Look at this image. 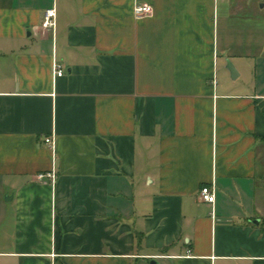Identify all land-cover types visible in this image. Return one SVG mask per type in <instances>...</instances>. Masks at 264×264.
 Wrapping results in <instances>:
<instances>
[{
	"label": "crops",
	"instance_id": "crops-1",
	"mask_svg": "<svg viewBox=\"0 0 264 264\" xmlns=\"http://www.w3.org/2000/svg\"><path fill=\"white\" fill-rule=\"evenodd\" d=\"M244 5L0 0V264H264V44Z\"/></svg>",
	"mask_w": 264,
	"mask_h": 264
},
{
	"label": "built area",
	"instance_id": "built-area-1",
	"mask_svg": "<svg viewBox=\"0 0 264 264\" xmlns=\"http://www.w3.org/2000/svg\"><path fill=\"white\" fill-rule=\"evenodd\" d=\"M133 12L137 18L149 16L153 13V6L149 2L138 1L134 5ZM56 24V9L55 7L48 8L44 13L43 26L46 29H55ZM53 66L57 76H62L65 74L64 69L59 63L55 62ZM45 142L53 148L56 146V139L54 135L45 137ZM37 178L40 180L50 178L52 182H56L57 172L54 169L46 172H40L37 174ZM199 196L201 200L211 204L214 208L216 202V185L214 183L203 185Z\"/></svg>",
	"mask_w": 264,
	"mask_h": 264
},
{
	"label": "rangeland",
	"instance_id": "rangeland-1",
	"mask_svg": "<svg viewBox=\"0 0 264 264\" xmlns=\"http://www.w3.org/2000/svg\"><path fill=\"white\" fill-rule=\"evenodd\" d=\"M247 6L245 11L249 16L254 15V28L251 30L255 39L264 44V0H240ZM220 6L224 11H229V0H220ZM243 10V9H242ZM245 14V13H244Z\"/></svg>",
	"mask_w": 264,
	"mask_h": 264
},
{
	"label": "water",
	"instance_id": "water-1",
	"mask_svg": "<svg viewBox=\"0 0 264 264\" xmlns=\"http://www.w3.org/2000/svg\"><path fill=\"white\" fill-rule=\"evenodd\" d=\"M227 68L229 69V71L231 73V77L233 79L236 78V76H238V71L229 58L227 59Z\"/></svg>",
	"mask_w": 264,
	"mask_h": 264
}]
</instances>
